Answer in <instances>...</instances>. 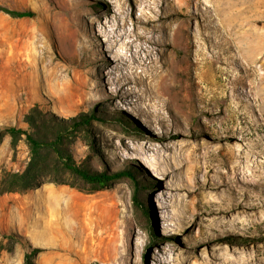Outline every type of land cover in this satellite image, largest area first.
Instances as JSON below:
<instances>
[{
    "label": "rangeland",
    "instance_id": "374dc122",
    "mask_svg": "<svg viewBox=\"0 0 264 264\" xmlns=\"http://www.w3.org/2000/svg\"><path fill=\"white\" fill-rule=\"evenodd\" d=\"M0 5L36 13L0 11V132H31L34 108L96 112L67 150L133 173L3 191L31 159L25 134L3 135L0 264H264V0Z\"/></svg>",
    "mask_w": 264,
    "mask_h": 264
},
{
    "label": "trees",
    "instance_id": "16d2710c",
    "mask_svg": "<svg viewBox=\"0 0 264 264\" xmlns=\"http://www.w3.org/2000/svg\"><path fill=\"white\" fill-rule=\"evenodd\" d=\"M0 11H3L14 18L34 17L36 13L33 10H14L0 5ZM52 117H54L52 115ZM96 112L79 113L69 119L47 118L44 113L34 108L26 116V120L31 126L32 131L28 132L22 128L6 127L0 132V144L3 135L9 134L16 142L23 134L30 145L31 159L22 172L7 173L2 182L3 191H24L30 188L38 187L46 180L65 183L63 173H71L80 181L89 186L91 190L102 189L110 186L114 181L132 176L129 170L111 171L109 169L97 170L89 165L78 164L72 154L67 150L66 143L69 135L74 130L87 129L94 118ZM118 120L121 121L120 118ZM44 126L51 128L52 136H47L41 131ZM51 155L54 167L47 162V155ZM150 177V175H149ZM152 178V177H151ZM138 186V185H137ZM133 203L142 213L145 212V199L140 196L138 190L133 194ZM149 208V206H147ZM38 249L33 250V254ZM25 264H38L29 255H27Z\"/></svg>",
    "mask_w": 264,
    "mask_h": 264
}]
</instances>
